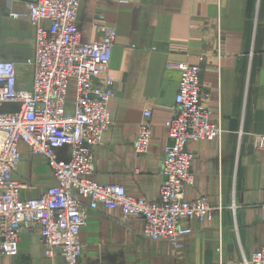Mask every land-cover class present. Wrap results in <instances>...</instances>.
I'll use <instances>...</instances> for the list:
<instances>
[{
	"label": "crops",
	"instance_id": "crops-1",
	"mask_svg": "<svg viewBox=\"0 0 264 264\" xmlns=\"http://www.w3.org/2000/svg\"><path fill=\"white\" fill-rule=\"evenodd\" d=\"M36 1L0 0V55L15 64L20 90L30 89L33 80L27 60L34 53V28L27 5ZM78 9L82 43L96 41L101 28L116 31L108 67L114 79V97L107 105L111 125L93 149L91 181L119 185L137 199L158 200L164 150L171 144L165 124L175 114L181 77L170 64L197 65L208 94L209 122L219 124L222 133L212 141L187 144L194 185L185 189V200L205 197L211 207L222 209L210 220L181 217L179 228L190 233L178 239L180 249L146 238L139 216L123 217L119 209L88 210L76 263L227 264L264 249V150L250 139L264 133V0H79ZM74 89L71 80L70 113ZM146 109L151 111L150 145L137 155L134 141ZM18 146L22 161L13 177L26 185L18 197L37 199L56 181L44 156ZM55 153L65 159L70 149ZM17 248V256L2 257L0 264H65L63 257L46 256L37 232L21 233Z\"/></svg>",
	"mask_w": 264,
	"mask_h": 264
},
{
	"label": "built area",
	"instance_id": "built-area-1",
	"mask_svg": "<svg viewBox=\"0 0 264 264\" xmlns=\"http://www.w3.org/2000/svg\"><path fill=\"white\" fill-rule=\"evenodd\" d=\"M78 7L79 0H37L27 5L35 44L33 56L27 60L33 68L30 89L17 88L15 64L3 61L0 55V107H10L0 109V258L17 256L21 233L37 232L48 258L60 256L65 264H77L83 252L79 235L87 211L98 207L119 209L123 217H141L146 238L167 240L180 249L178 239L190 233L179 228L181 217L210 220L222 209L211 207L205 197L185 200V189L194 185V158L187 144L212 141L222 133L219 124L209 122L208 94L202 90L201 68L197 65L170 64L181 77L175 114L165 124L171 144L164 150L158 200L137 199L119 185L100 186L91 181L93 149L101 145L111 125L107 105L114 97V79L108 67L116 31L101 28L96 41L82 43L76 26ZM214 39L218 56L222 41L219 31ZM71 80L75 82L72 113L67 111ZM150 116L151 111L146 109L134 141L137 155H144L149 148ZM250 139L256 149L264 150V133L251 134ZM19 143L45 157L56 181L37 199L22 201L18 197L26 188L13 177L22 161ZM64 147L70 149L65 159L55 153ZM261 207L264 212V203ZM227 264H264V249Z\"/></svg>",
	"mask_w": 264,
	"mask_h": 264
},
{
	"label": "rangeland",
	"instance_id": "rangeland-1",
	"mask_svg": "<svg viewBox=\"0 0 264 264\" xmlns=\"http://www.w3.org/2000/svg\"><path fill=\"white\" fill-rule=\"evenodd\" d=\"M9 108H10L9 106H7V107H0V109L3 110V111H6Z\"/></svg>",
	"mask_w": 264,
	"mask_h": 264
}]
</instances>
